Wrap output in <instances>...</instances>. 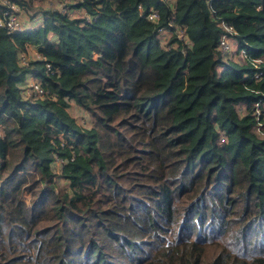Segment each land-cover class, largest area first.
<instances>
[{"label":"trees","instance_id":"obj_1","mask_svg":"<svg viewBox=\"0 0 264 264\" xmlns=\"http://www.w3.org/2000/svg\"><path fill=\"white\" fill-rule=\"evenodd\" d=\"M11 2L0 264H264V0Z\"/></svg>","mask_w":264,"mask_h":264},{"label":"built area","instance_id":"obj_2","mask_svg":"<svg viewBox=\"0 0 264 264\" xmlns=\"http://www.w3.org/2000/svg\"><path fill=\"white\" fill-rule=\"evenodd\" d=\"M0 1H2L3 4L8 7L7 10H5L3 13H0V26L6 28L8 33L11 35L24 32L26 28L25 20L20 14L19 7L15 3L11 2V0ZM151 16L157 17V14L153 13ZM180 36L183 37V34H180ZM34 56L39 58L40 54L36 51V49H33V47H29L27 52L21 54V60L23 63L27 64ZM48 68H51L50 64H48ZM31 77L34 78L33 76ZM29 85L30 93H35L39 96L46 95L45 90L35 79L34 82Z\"/></svg>","mask_w":264,"mask_h":264},{"label":"rangeland","instance_id":"obj_3","mask_svg":"<svg viewBox=\"0 0 264 264\" xmlns=\"http://www.w3.org/2000/svg\"><path fill=\"white\" fill-rule=\"evenodd\" d=\"M27 19L28 18L25 19V26H29V24L26 23ZM28 20H30V19H28ZM41 23H42V20L38 21L34 25L38 26ZM32 25H33V23H32ZM180 38H182V37L180 36ZM233 42L234 41L232 39L226 40V38H224V41L222 42V44H223L224 48H228L229 47V48H233L232 50H235V45L233 44ZM33 49H35V48L33 47ZM245 56L247 57V59L250 58L248 54L245 55ZM34 57H36V56H34ZM234 57L237 58V59H240L236 54L234 55ZM252 63H255V67L256 68H261L263 66V65H261V63H256V61H254V60H253ZM256 73H257L256 76L260 75V71H258ZM28 82H29V84H31L32 82H34V78L30 77ZM69 110H70V113L72 114V116H74L76 118V121L79 123V125H81L83 127L89 126V124L91 123L90 116L84 110L79 108L74 103L72 104V106H71V108Z\"/></svg>","mask_w":264,"mask_h":264}]
</instances>
